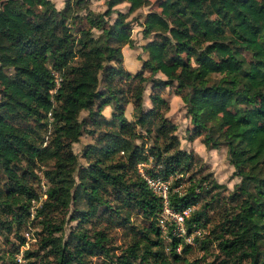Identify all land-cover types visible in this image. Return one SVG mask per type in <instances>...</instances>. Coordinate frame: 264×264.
<instances>
[{
  "label": "trees",
  "instance_id": "1",
  "mask_svg": "<svg viewBox=\"0 0 264 264\" xmlns=\"http://www.w3.org/2000/svg\"><path fill=\"white\" fill-rule=\"evenodd\" d=\"M91 1L0 0V236L15 240L0 260L14 264L30 226L44 251L36 264L187 262L190 245L177 253L181 242L165 243L157 226L159 201L137 171L149 163V176L188 173L170 206H197L185 225L209 226L202 250L214 244L221 264H264V0H159L140 24L145 58L135 72L121 50L133 45L127 17L147 0H93L102 11ZM164 89L184 105L188 142L226 149L238 178L231 191L189 172ZM82 134L91 139L84 165L72 150Z\"/></svg>",
  "mask_w": 264,
  "mask_h": 264
},
{
  "label": "rangeland",
  "instance_id": "2",
  "mask_svg": "<svg viewBox=\"0 0 264 264\" xmlns=\"http://www.w3.org/2000/svg\"><path fill=\"white\" fill-rule=\"evenodd\" d=\"M55 7H57L63 0H51ZM159 0H147V4L136 11L132 12L127 19L131 20V29H130V37L132 39V47L124 46L122 48V55H123V62L122 65L125 68V70L130 72H135L140 68L141 60L143 59V52L141 51L140 46L146 41V39L142 38L141 36V27L140 24L142 22L144 14L149 10H158L157 2ZM91 8L94 11H102L104 10L105 6L103 2L101 1H91ZM116 8L122 12L126 10L125 4H121L116 6ZM148 88V85L146 86ZM147 93L148 89L145 90L143 95V105L147 107L148 101H147ZM163 95L167 99L169 103V109L166 112V116L177 126L176 128V135L179 138V148L186 150L191 154L192 158V166L189 172H192V175H195V178L205 174L210 173L214 181L217 183L224 185L226 187V192H229L233 189L234 183L238 182V178L233 176V168L228 164L227 158H226V149L224 147H221L219 149H209L206 148L202 142L201 138H195L193 141L188 142L186 140V134L187 129L191 127L189 124L188 118L185 116V108L180 100L179 96L173 95L171 92H168L167 89L163 90ZM130 116V117H129ZM132 113L130 115H127L128 118L131 119ZM78 119L84 120L86 119V112L81 111L78 114ZM37 134V133H36ZM35 134V135H36ZM38 135V134H37ZM36 135V137H37ZM39 137V136H38ZM43 140H46L45 137L42 138ZM149 141V139H147ZM146 140V142H147ZM91 139L82 134V136L79 137L78 142L72 144V150L76 154L77 162L78 164H85L84 159L81 156L83 146L86 143H90ZM142 169H146L148 167H151V164L144 163V165L141 166ZM35 173L38 176L40 175V170L35 168ZM187 174L183 175H175L171 178V185L173 184L175 179H179L180 184L178 186L179 190L185 189L187 186ZM36 189L42 193L45 189L44 180L41 179L40 183L37 185L35 184ZM35 206L37 203L34 204ZM197 207V206H196ZM196 207H193L192 210H194ZM74 221H67L65 224L64 231L62 233L63 239L67 238V233L69 228H71L74 225ZM201 234L194 238L193 244L190 245L191 249L190 251L185 255L186 261L183 264H191L193 261H196V264H221L220 261L222 259L221 255L217 252V250L214 247V244H207V248L205 250H202L200 248L201 241L206 240L205 237L209 231V226L199 227ZM38 231L37 228L33 227H24L21 230V234L25 237V243L23 246H21V249L23 251H31L32 253H35L36 255L30 256L29 258L26 257V262L31 264H36L40 260H42L41 255L44 253V251H40L39 244H38V237L36 236V232ZM113 240L115 244H119L121 242V234L118 231H114L113 233ZM162 238L164 239L165 243H168L170 241V236L168 234H161ZM10 241V242H9ZM9 241L6 242L5 239L0 236V253L2 252H8L10 250V243H14L15 240L9 236ZM117 251V250H116ZM4 255H6L4 253ZM25 255V253H23ZM100 258H94L92 259L93 262L98 263ZM0 264H8V260H0Z\"/></svg>",
  "mask_w": 264,
  "mask_h": 264
},
{
  "label": "built area",
  "instance_id": "3",
  "mask_svg": "<svg viewBox=\"0 0 264 264\" xmlns=\"http://www.w3.org/2000/svg\"><path fill=\"white\" fill-rule=\"evenodd\" d=\"M57 81V80H56ZM144 163L137 164V171L140 177L145 181L148 190L158 199L160 210L157 214V226L161 234H168L169 238H177L181 243L175 247L178 253L181 250V244L192 245L195 237L199 236L202 231L198 226H193L187 232L185 220L193 211V206H186L180 210H174L170 206V193L176 191L178 187H173L170 183L172 176L163 178L161 176H149L142 169ZM44 196H42L43 198ZM34 203L32 208H34ZM31 208V210H32ZM14 264H27L23 256L21 247L13 256Z\"/></svg>",
  "mask_w": 264,
  "mask_h": 264
},
{
  "label": "crops",
  "instance_id": "4",
  "mask_svg": "<svg viewBox=\"0 0 264 264\" xmlns=\"http://www.w3.org/2000/svg\"><path fill=\"white\" fill-rule=\"evenodd\" d=\"M62 6V2L56 7V8H60ZM143 58H145V53L143 54ZM110 110L111 108L109 106L105 107L102 111V114L105 116V117H109V114H110ZM132 112V106L131 104H128L126 107H125V110H124V115L127 119H130L127 117V115H130ZM130 117V116H129Z\"/></svg>",
  "mask_w": 264,
  "mask_h": 264
}]
</instances>
